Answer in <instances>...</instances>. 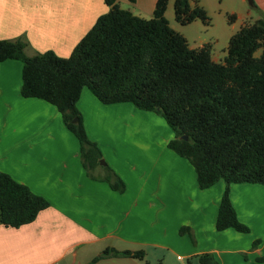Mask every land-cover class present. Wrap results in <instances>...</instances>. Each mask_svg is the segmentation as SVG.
I'll return each mask as SVG.
<instances>
[{
	"label": "crops",
	"instance_id": "obj_1",
	"mask_svg": "<svg viewBox=\"0 0 264 264\" xmlns=\"http://www.w3.org/2000/svg\"><path fill=\"white\" fill-rule=\"evenodd\" d=\"M157 1L118 0L121 8L146 19L153 17ZM207 1L192 5L207 11ZM236 2L245 9L242 26L264 15V0L249 2L254 11L244 6L247 0ZM109 9L104 0H0V40L25 37L28 56L52 50L69 57ZM22 70L19 60L0 64V171L45 197L50 207L29 224H0V264H199L204 254L218 264H264L259 261L264 258V185L232 184L233 206L250 232L218 231L226 182L201 189L192 164L169 148L175 134L166 128L164 134L143 133L158 136H134L142 139L138 149H114L111 157L104 152L126 184L120 193L103 179L101 168L88 174L80 144L56 108L22 96ZM84 89L78 104L86 99L93 109L103 110ZM113 107L119 106H108ZM125 107L141 110L134 104ZM135 119L142 120L132 117L128 123L148 127ZM146 143L149 147L143 148ZM183 227L188 232L182 234ZM108 248L143 250L146 257L95 260Z\"/></svg>",
	"mask_w": 264,
	"mask_h": 264
},
{
	"label": "trees",
	"instance_id": "obj_2",
	"mask_svg": "<svg viewBox=\"0 0 264 264\" xmlns=\"http://www.w3.org/2000/svg\"><path fill=\"white\" fill-rule=\"evenodd\" d=\"M104 1L109 11L69 57L52 50L28 56V41L20 37L0 40V64L10 59L22 62V96L58 110L80 143L82 163L91 177L103 154L90 140L77 107L85 87L104 104L132 103L163 116L175 134L169 148L192 164L200 188L220 180L227 184L217 230L250 232L237 216L230 186L264 185V15L234 33L224 61L216 62L210 45L193 49L170 27L165 17L169 0H158L149 19L122 9L118 0ZM191 2L175 0L176 20L185 25L197 19L208 23L206 11ZM105 169L103 179L123 193L124 180L109 166ZM48 207L45 197L0 171V224H29ZM188 230L183 227L180 232ZM107 256L144 260L146 253L108 248L95 260ZM199 264L218 262L204 254Z\"/></svg>",
	"mask_w": 264,
	"mask_h": 264
},
{
	"label": "rangeland",
	"instance_id": "obj_3",
	"mask_svg": "<svg viewBox=\"0 0 264 264\" xmlns=\"http://www.w3.org/2000/svg\"><path fill=\"white\" fill-rule=\"evenodd\" d=\"M249 1L247 0V5L244 6L254 11L249 5ZM206 3L210 5L208 10H205L208 16V23H204L201 19H197L186 25L178 22L175 16V0H169L165 17L170 27L188 40L191 48L197 49L204 45H210L212 59L216 62H222L227 55V48L231 36L242 27V15L245 9L240 8L241 5H238L236 0H224L223 4H221L220 0H208ZM192 6L195 7L194 5ZM84 91L89 92L93 98L97 99L88 87ZM98 101L105 106L103 110L93 109L95 107L86 99L82 104H77V107L90 140L97 143L102 154L105 152L108 157H111V152L114 149L118 152H129L130 149H138L142 139L140 137L134 138V136L142 135L143 133H155L154 131H159L164 134L166 128L172 130L164 117L155 111L138 109V111H134L133 109H127L125 107L127 104L130 105L132 103L104 104L100 100ZM109 105L119 107L109 109ZM49 106L53 105L49 104ZM148 114H152V116ZM132 117L142 119L141 121L139 119L135 120L142 124H147L148 127L138 125L137 123H128V119ZM56 124L52 125L56 127ZM158 135L160 134H155L154 136ZM143 136L147 138L154 137L144 134ZM74 138L79 146L80 143L77 138L75 136ZM149 145L150 143H146L143 145V148H148ZM141 152H143L142 149ZM146 153L149 154L150 149ZM106 166H109L113 170L103 156L98 168H101L104 174H106Z\"/></svg>",
	"mask_w": 264,
	"mask_h": 264
},
{
	"label": "water",
	"instance_id": "obj_4",
	"mask_svg": "<svg viewBox=\"0 0 264 264\" xmlns=\"http://www.w3.org/2000/svg\"><path fill=\"white\" fill-rule=\"evenodd\" d=\"M249 2L252 4V3H253V0H250ZM77 121H78V119L76 118V119L74 120V122H77ZM183 139L187 140L188 138H187V136H184Z\"/></svg>",
	"mask_w": 264,
	"mask_h": 264
}]
</instances>
